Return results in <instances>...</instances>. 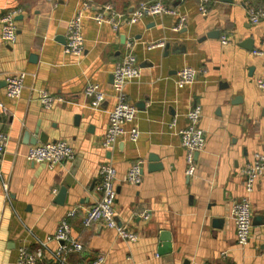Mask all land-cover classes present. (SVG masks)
I'll return each instance as SVG.
<instances>
[{
    "label": "crops",
    "instance_id": "1",
    "mask_svg": "<svg viewBox=\"0 0 264 264\" xmlns=\"http://www.w3.org/2000/svg\"><path fill=\"white\" fill-rule=\"evenodd\" d=\"M147 1L152 0H0V16L7 9L21 10L15 16V42L0 39V102L6 108H0V127L7 134L0 166L10 194L8 202L0 183V264H14L21 244L33 250L37 239L52 236L70 208L76 211L69 220L71 234L82 250L69 255L68 264L99 254L105 264H264V173L247 193L243 172L254 153L264 155V91L256 84L264 75V56L252 51L264 38V0H209L205 15L200 0H162L186 13L178 31L171 15L146 16L131 25L123 21L116 30L91 18L105 2L130 12ZM85 4L83 52L68 54L67 22ZM257 9L261 15L252 23L249 12ZM127 42H134L140 75L125 84L126 100L137 114L124 126H136L139 135L136 141L121 137L106 149L101 138L115 102L112 70ZM153 42L163 45L148 48ZM182 66L204 72L178 87ZM20 71L26 74L21 94L10 99L4 78ZM88 82L105 94L99 109L83 93ZM40 89L63 100L45 109L37 99ZM194 105L201 107L198 125L205 138L195 155V172L186 176L178 132ZM42 133L47 142L69 143L74 157L52 168L29 161L28 148L47 143L39 141ZM151 155L160 168L149 169ZM137 160H142L140 183L121 182ZM106 162L117 171L115 219L137 233L135 242L104 224L82 225L86 210L100 197L99 167ZM61 186L67 188L58 203ZM245 196L251 237L239 246L230 212ZM143 210L150 211L148 219L139 217ZM46 244L47 254L37 264H55L49 252L61 243Z\"/></svg>",
    "mask_w": 264,
    "mask_h": 264
},
{
    "label": "built area",
    "instance_id": "2",
    "mask_svg": "<svg viewBox=\"0 0 264 264\" xmlns=\"http://www.w3.org/2000/svg\"><path fill=\"white\" fill-rule=\"evenodd\" d=\"M209 0H200L199 10L202 15L206 14ZM89 5L85 4L82 8H77L67 22L66 39L64 43V52L72 55H80L83 52L84 37L81 32V23L86 16L84 13ZM89 9V8H88ZM20 8L7 9L0 16V39L8 44H12L16 40L17 27L15 24V16L20 13ZM249 18L252 23H257L261 12L259 9L250 10ZM171 15L177 18L175 25L172 27L174 31L181 29L186 20V13L181 12L175 6L166 5L162 0H152L141 2L130 12H120L116 10L112 3L101 5L100 10L95 13L93 18L96 23H108L113 30H116L121 22L134 24L141 21L146 16ZM227 36H221V42L227 43ZM134 42H127L126 51L122 59L117 62L112 70V92L115 102L110 110H108V122L104 134L101 138V145L106 149H111L119 138L128 137L132 141H136L139 130L136 126L126 128V122H132L136 118L137 109L134 104L128 102L125 97V84L128 81L136 80L140 75V67L137 63L136 56L133 53ZM163 45V42H153L148 48ZM253 53L264 56V38L259 47L254 48ZM204 68H193L191 66H182L176 73V85L182 87L190 84L195 80L196 74L203 73ZM25 72H14L7 74L4 78L5 94L10 99H16L20 96L23 85ZM257 86L264 91V75L256 80ZM84 95L91 100V106L99 109L104 101L105 94L100 86L94 82H88L83 91ZM37 99L40 105L45 109H51L55 103L63 100L60 96L49 94L46 90H38ZM0 108L5 110V106L0 102ZM186 116L188 118L187 126L179 130L180 145L185 150V174L192 176L195 172V154L204 144V130L198 125L201 117V107L194 105L190 108ZM174 124V123H172ZM7 134L0 127V163L3 154L6 151ZM73 147L64 140L50 141L41 145H33L28 148L26 157L31 162L45 163L49 168L56 164L70 160L74 157ZM245 182L244 188L247 193L253 190L256 180L264 173V155L256 152L253 160L248 163L244 169ZM142 177V160L133 162L126 173L120 180L123 183L139 184ZM100 181L97 190L100 197L86 210L82 217V225L84 227L92 224H104L109 228H113L117 235L128 242H135L138 239L136 232L131 230L127 225L118 223L114 215V202L117 194L115 182L118 181L117 171L115 167L106 162L99 167ZM0 183L4 190L5 199L10 201L8 184L3 179L0 166ZM231 218L234 224L235 239L239 246L248 243L251 235V209L247 196L234 202L231 207ZM76 211L70 208L66 211L64 217L59 221L52 236H47L45 240L37 239V245L33 250H28L25 244H21L17 250V256L14 264H37L42 261L46 253V243L55 239L61 244L56 250H50L51 260L55 264H68V256L72 253H79L82 250V244L77 237L71 234L70 219L74 217ZM149 210H143L139 213V217L148 219ZM264 228V218L262 222ZM28 230V228H27ZM30 233V232H29ZM31 234V233H30ZM74 264H105V256L97 255L95 258L84 261L78 260Z\"/></svg>",
    "mask_w": 264,
    "mask_h": 264
},
{
    "label": "water",
    "instance_id": "3",
    "mask_svg": "<svg viewBox=\"0 0 264 264\" xmlns=\"http://www.w3.org/2000/svg\"><path fill=\"white\" fill-rule=\"evenodd\" d=\"M165 48H166V47H165ZM31 57H32V58H35L34 55H31ZM39 141L42 142V143L47 142V136H46V134H43V133L40 134ZM195 155H197V152H196ZM149 161L153 162V165H152V166H149V169L152 170V169H158V168L161 167L160 164H156V163H158V162H157V161H158V158H157L155 155H151V156L149 157ZM154 162H156V163H154ZM66 188H67V186H61V187H60V189H59V191H58V194H57V196H56L55 202H58V203H62V202H63L64 196H65Z\"/></svg>",
    "mask_w": 264,
    "mask_h": 264
},
{
    "label": "trees",
    "instance_id": "4",
    "mask_svg": "<svg viewBox=\"0 0 264 264\" xmlns=\"http://www.w3.org/2000/svg\"><path fill=\"white\" fill-rule=\"evenodd\" d=\"M105 3H107V2H105Z\"/></svg>",
    "mask_w": 264,
    "mask_h": 264
}]
</instances>
